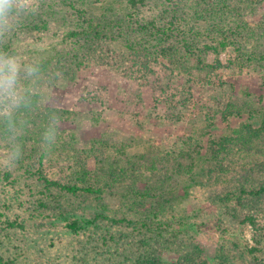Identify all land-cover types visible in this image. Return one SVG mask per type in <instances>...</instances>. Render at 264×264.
Returning a JSON list of instances; mask_svg holds the SVG:
<instances>
[{
    "label": "trees",
    "instance_id": "1",
    "mask_svg": "<svg viewBox=\"0 0 264 264\" xmlns=\"http://www.w3.org/2000/svg\"><path fill=\"white\" fill-rule=\"evenodd\" d=\"M105 1L106 6L113 1L124 2L131 11H137L138 17L134 12L121 15L110 8L96 17L89 11L87 0H46L39 10L16 20L7 39L0 34V58H8L16 52L12 41L18 28L22 33L39 35L49 33L50 21L62 19L63 14L68 13L73 20V27L61 40L65 49L56 46L50 55L32 57L29 65L23 63L27 69L17 79L23 84L25 101H21L19 112L4 117L2 136L13 137V148H17L14 154L19 159L22 156L27 166L31 157L38 159L34 173L37 180L47 192L57 191L52 199H46L56 205L55 209H61L59 214L70 230L83 231L85 235L86 247L81 257L87 264L88 256L97 264H260L264 261V232L258 221V210L264 208V117L258 128L248 123L233 130V134L208 141L206 166L201 168L197 181L204 188L205 200L220 212L217 227L226 221L247 224L252 228L254 243L240 248L230 237L220 234L216 246L211 247L198 238V223L191 220L186 210H175L171 202H178V194L165 188L174 173L184 172L182 159L192 160L193 154H201V142L188 137L194 147L189 144L188 148H171L167 154L174 160L169 165L173 173L168 172V158L134 155L120 163V156L112 157V152H108L107 138L97 147L83 151L73 143L74 133H67L68 138L61 136L64 129L59 123L71 119L73 111L40 105L39 91L33 92L45 81L54 85L70 78L88 55L101 48L97 42L107 39L118 40L128 53L141 52L145 62L156 60L159 55L171 58L175 54L179 56L177 62L171 58L174 68L204 70L206 74L219 66V52L230 47L235 53L230 61L233 66L251 67L264 75V15L254 24L244 18L243 14L255 7L253 0H194L190 7L183 5V0H173L146 19L139 16L138 9L152 0ZM178 7L185 8V12ZM6 31L9 28L4 34ZM170 38L177 43L167 45ZM209 53L216 55L213 64L206 60ZM184 58L194 59L192 65L185 63ZM229 105L238 112L245 109L235 103ZM27 124L34 129L30 130ZM24 126L25 131L20 128ZM39 139L48 144H38ZM115 151H120V147ZM54 154L73 160L74 165L63 179L49 177L42 171L43 160ZM91 155L99 160L94 169L87 163ZM159 162L163 163L162 171L158 169ZM146 171H150L148 176ZM59 192L65 200L58 196Z\"/></svg>",
    "mask_w": 264,
    "mask_h": 264
},
{
    "label": "rangeland",
    "instance_id": "2",
    "mask_svg": "<svg viewBox=\"0 0 264 264\" xmlns=\"http://www.w3.org/2000/svg\"><path fill=\"white\" fill-rule=\"evenodd\" d=\"M45 1L6 0L9 8L0 13V34L7 39L12 35V24L23 15L39 10ZM90 1L87 0L88 9L96 17L108 8L121 15L134 12L137 16V11H131L124 2L113 1L106 6L105 0H94L88 5ZM170 1L173 0H152L146 7L138 9V14L152 18L157 11L171 5ZM183 1V5H194V0ZM253 1L256 4L252 12L243 14L251 24L260 22L264 15V0ZM68 15L51 20L49 33L25 34L18 28L14 43L12 41L16 52L8 58H0V62H14L21 73L27 69L23 63L29 65L32 57L48 56L56 46L65 49L67 46L61 40L73 27V20ZM8 28L11 32L4 34ZM175 43L177 40L170 38L167 45ZM97 44L101 48L88 55L70 78L54 85L45 81L33 90L35 94L40 93V105L73 111L71 119L59 123L64 129L61 136L68 138L69 133H74L73 143L83 151L97 147L98 142L107 138L108 152H112V157L114 154L120 156V163L134 155L157 160L168 158V165L167 162L164 164L169 173L174 172L169 167L174 162L168 156L171 148L181 145L188 148L189 144L192 148L194 145L188 137L197 139L203 145L201 154H193L192 160H180L185 164L184 172L174 173L165 184L166 190L172 189L179 197L176 204L171 203L176 211L187 212L191 220L198 223V238L204 244L216 246L219 235L224 234L240 248L253 245L251 226L226 221L221 228L217 227L220 212L216 205L205 200L204 188L197 180L201 168L206 166L210 138L233 134L248 123L252 128H258L264 117L263 73L251 67L233 66L230 61L235 53L230 47L219 52V66L206 74L204 70L174 68L171 58L177 62L179 55L173 54L171 58L159 55L152 60L155 62L151 61L153 58L145 62L146 57L141 52L128 53L118 40L107 39ZM124 55L128 57L124 59ZM215 58V54L209 53L206 60L213 64ZM184 59L191 65L194 60ZM24 94L23 84L17 78L11 90L0 89V264H87L81 257L86 247L85 235L83 231L70 230L63 215L59 214L61 209H55L56 205L49 201L57 191L47 192L37 180L34 173L38 169V159L31 157V164L27 166L22 156L19 159L14 154L17 148H13V137L2 136L4 117L20 111ZM229 103L245 109L238 112L237 108L230 109ZM252 109L258 112L253 113ZM27 127L34 129L29 124ZM27 127L20 128L25 131ZM38 144L48 143L39 139ZM118 146L120 151H115ZM61 158L56 154L46 156L43 173L56 179L67 177L74 163L72 159ZM98 161L95 155L89 156V168L94 169ZM162 165L158 163L161 171ZM191 169L193 172H189ZM145 174L148 176L150 171ZM59 194L65 200L64 195ZM261 209L258 210V221L264 232V208ZM88 257V264H97L92 256ZM258 258L262 256L258 254Z\"/></svg>",
    "mask_w": 264,
    "mask_h": 264
},
{
    "label": "clouds",
    "instance_id": "3",
    "mask_svg": "<svg viewBox=\"0 0 264 264\" xmlns=\"http://www.w3.org/2000/svg\"><path fill=\"white\" fill-rule=\"evenodd\" d=\"M8 8L9 4L6 0H0V13L6 12ZM18 74V68L14 62H0V89L7 87L11 90Z\"/></svg>",
    "mask_w": 264,
    "mask_h": 264
}]
</instances>
